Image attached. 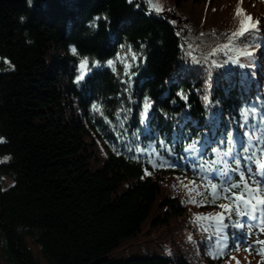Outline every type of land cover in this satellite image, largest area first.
I'll use <instances>...</instances> for the list:
<instances>
[{"label":"trees","instance_id":"trees-1","mask_svg":"<svg viewBox=\"0 0 264 264\" xmlns=\"http://www.w3.org/2000/svg\"><path fill=\"white\" fill-rule=\"evenodd\" d=\"M189 5L204 10V32L187 14L179 26L149 0H0L6 264H42L29 240L47 264H200L199 250H214V227L205 232L194 217L219 214L228 201H212L207 184L219 182L199 167L211 170L222 153L244 156L248 125L261 126L264 0H235L224 29L207 27L213 0L171 4L178 12ZM238 7L260 18V31L212 55L205 38L237 31ZM244 48L254 55L240 54ZM119 55L130 68L109 64ZM192 188L201 195L190 197ZM235 222L224 221L220 260L239 251L227 245Z\"/></svg>","mask_w":264,"mask_h":264},{"label":"snow or ice","instance_id":"snow-or-ice-1","mask_svg":"<svg viewBox=\"0 0 264 264\" xmlns=\"http://www.w3.org/2000/svg\"><path fill=\"white\" fill-rule=\"evenodd\" d=\"M155 11H162L163 8L159 3H155L153 5ZM236 17L239 18V26L237 31L233 32L231 36L228 38V43L221 45L219 48L214 50L212 55H215L217 52L232 50L234 48L235 41L239 37H243L246 33H257L260 31L259 29V21L254 20L252 16L247 15L243 12V9L238 7L235 13ZM258 44H253V47H258ZM72 53L76 54V49L73 47L71 49ZM240 54L244 56H253L254 52L248 50L247 48L241 49ZM132 59L135 60L136 56L133 54ZM10 63V62H9ZM114 62L109 61V64L112 65ZM88 60L84 58L80 63L81 75L80 79H83V75L87 70ZM126 68H130L131 65L126 64ZM127 74V72H126ZM183 97V93H180ZM186 99V97H183ZM151 107V101L147 98L144 101V110H143V118L147 119L148 110ZM4 139L0 137V144L4 143ZM10 157H4L0 163L7 162ZM156 165H154L155 167ZM163 166V165H160ZM258 172L253 174L251 169L247 176L241 175L238 178V182L232 183L230 180H225L224 183L227 185L226 187H218L216 183L208 182L207 187L210 190L212 201L217 199L226 200L227 203H220L218 207L223 209L219 214L209 215V216H200L197 215L194 217V223L200 225L201 229L205 232L208 231L209 228L214 227V233L210 234L208 239L212 244L213 251L210 254L213 258H216L219 253L215 250L221 243H223L220 237L223 234V228L226 227L224 221L226 219H231L233 212H235L241 218L249 217L251 220H260L261 223V231L264 232V160L257 162ZM146 174L150 175L151 173ZM255 175H259L261 177L260 180L255 179ZM187 187V186H185ZM195 192L196 195H201L195 188L188 189L189 196H192V193ZM221 193L225 195L221 196ZM192 204H199L195 198L190 199L189 201ZM225 213L227 215H225ZM204 222H207L205 225ZM236 228H244V224L239 221L235 222L233 225ZM213 235H215V240H213ZM192 237H189L191 240ZM227 240V237L224 238ZM257 243L262 245L258 254L264 256V240H258ZM226 246V245H225ZM237 245V250H238ZM222 251V249H221ZM239 264V261H237Z\"/></svg>","mask_w":264,"mask_h":264},{"label":"rangeland","instance_id":"rangeland-1","mask_svg":"<svg viewBox=\"0 0 264 264\" xmlns=\"http://www.w3.org/2000/svg\"><path fill=\"white\" fill-rule=\"evenodd\" d=\"M170 1L169 0H149L151 6L154 5L151 2L159 3L163 8V10L159 11V13L162 15L169 16L170 19L172 21H175L179 26L181 27L184 26L183 24L184 20L182 16L185 17L186 16L185 14H187L189 21L192 20L191 22L195 24L196 29L201 30V28H203L202 22H204L203 15L205 13H204V10L201 9V7L199 8L198 6L189 5L183 10H180V12H178L177 10L173 9L171 6V4H173L175 0H170ZM234 1L235 0H213L212 8L207 13V16L209 17V20H210L209 25H207V27L212 25L214 28L224 29L225 26L229 25L230 14H231L230 7L233 5ZM224 4H226L227 6L229 5L228 8L224 7L223 9L222 5ZM215 8H219V11L216 12ZM173 13H175V20H173L172 18ZM252 17L254 20L259 21L260 19L253 15ZM199 20H201L200 23H199ZM227 20H228V24H225V21ZM204 31L205 30L202 29L200 32L202 33ZM229 36H231V34H224L217 41L213 39L207 41V39L205 38L204 42H208L211 45L213 44L212 45L213 50H216L218 48L217 45L218 44L221 45L222 41L220 40L226 38L227 41L224 44H227L229 42L228 41ZM261 52L264 55V50H261ZM117 61H119V63H123L124 65L128 64V58L125 55H119L117 60L113 61L114 62L113 65L116 64ZM261 116L263 117V121H264V114H262ZM250 137L252 138V144H251L252 156H251V159L247 158L246 160V169L248 172L251 169L252 173L255 174L258 172L257 162L264 160V137H261L258 133H252V132L250 133ZM0 161H2L1 158H0ZM218 163H219L218 165H220L221 167L219 170L215 169L213 174L220 178L225 177L227 176V174H229L228 164L231 166V168L237 170L240 173V175H245V176L247 175L241 170L239 166V157L236 153L232 154L228 158L224 157V155L218 156ZM255 179L260 180L261 177L259 175H255ZM219 187H224V186L220 185ZM234 214L240 219L241 223L244 224V228L243 229L239 228L236 236L238 237V239H243L247 244H249V246L253 245L251 249L248 251V253L242 248L239 250L238 253L234 252L232 255V260L231 258L230 259L225 258L224 260H220L219 257L222 256L224 252L219 249H215L219 253V255H217L216 258H213V256L210 254L211 251L207 252V255H202V251L200 249L199 255H198V257L200 258L199 260L200 264H237V261H239V264H256V255L253 254V251H254L253 249H254V246L259 245V243H257L258 240H264V235L261 233V224H258V222H256L257 220H251L249 217L245 216L241 218L235 212ZM151 236L156 237L155 244H157L158 242L156 243V241H157V238H159V234L156 232V233L151 234ZM160 238H163V237H160ZM28 242L33 250L34 255L41 261L42 264H47L46 260L42 257L39 251V248L36 245H34L31 242V240H29ZM0 245H1V241H0ZM156 254H160L162 256L164 254L172 259L176 258V255L172 252L167 251L163 253V249L156 251ZM129 255H132L130 251L129 253H125V256H129ZM257 263L264 264V256H259ZM0 264H6L1 255V247H0Z\"/></svg>","mask_w":264,"mask_h":264},{"label":"clouds","instance_id":"clouds-1","mask_svg":"<svg viewBox=\"0 0 264 264\" xmlns=\"http://www.w3.org/2000/svg\"><path fill=\"white\" fill-rule=\"evenodd\" d=\"M28 2H29V6H31V0H28ZM25 19H26L25 17L21 16V22H24Z\"/></svg>","mask_w":264,"mask_h":264},{"label":"water","instance_id":"water-1","mask_svg":"<svg viewBox=\"0 0 264 264\" xmlns=\"http://www.w3.org/2000/svg\"><path fill=\"white\" fill-rule=\"evenodd\" d=\"M172 18L173 20H175V13L172 14ZM181 21V20H180Z\"/></svg>","mask_w":264,"mask_h":264},{"label":"bare ground","instance_id":"bare-ground-1","mask_svg":"<svg viewBox=\"0 0 264 264\" xmlns=\"http://www.w3.org/2000/svg\"><path fill=\"white\" fill-rule=\"evenodd\" d=\"M257 221L259 222L260 220L258 219Z\"/></svg>","mask_w":264,"mask_h":264}]
</instances>
